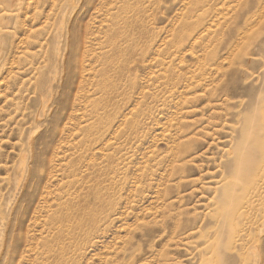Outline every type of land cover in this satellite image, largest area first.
Segmentation results:
<instances>
[{"label": "rangeland", "instance_id": "obj_1", "mask_svg": "<svg viewBox=\"0 0 264 264\" xmlns=\"http://www.w3.org/2000/svg\"><path fill=\"white\" fill-rule=\"evenodd\" d=\"M0 38V264H264V0H0Z\"/></svg>", "mask_w": 264, "mask_h": 264}, {"label": "bare ground", "instance_id": "obj_2", "mask_svg": "<svg viewBox=\"0 0 264 264\" xmlns=\"http://www.w3.org/2000/svg\"><path fill=\"white\" fill-rule=\"evenodd\" d=\"M66 6L65 5H62L61 7H60V10H59V12H58V16H57V18L58 19H63V16L65 15V13H66ZM62 25H63V23H62ZM69 26V25H68ZM79 27V26H78ZM60 30H61V26H59V25H56V24H54L53 26H52V36H53V39L55 40V43H54V45L52 46V49H51V52H50V54H49V61H50V64H57L61 59L63 60L64 59V56H66V53H63L62 52V48H61V46H60V40H59V38H60ZM62 31V30H61ZM48 32H49V30H48ZM67 35V34H66ZM84 38V37H83ZM0 40H1V38H0ZM70 41V40H69ZM66 44V43H65ZM66 48V47H65ZM1 51V50H0ZM65 52V51H64ZM47 56V55H46ZM68 56V55H67ZM45 60V59H44ZM52 66H54V65H52ZM55 67H57V66H55ZM39 68V67H38ZM62 69V68H61ZM54 70H55V68H54ZM62 70H64V69H62ZM52 73V72H51ZM55 73V72H54ZM52 75V74H51ZM50 77V76H49ZM54 77V76H53ZM68 77V76H67ZM51 79H53L52 78V76H51ZM55 79H57V78H55ZM60 80V79H59ZM46 81H48V80H46ZM52 81H54V80H52ZM51 81V82H52ZM61 81V80H60ZM49 83V82H48ZM47 83V84H48ZM43 85L46 87H49V85H46V83L44 82L43 83ZM52 87H50V89H51ZM58 88V87H57ZM48 90V89H47ZM49 91V90H48ZM54 91V90H53ZM38 93V92H37ZM45 93H47V91L45 92ZM51 94V93H50ZM41 97H42V95H40ZM47 96V95H46ZM51 96V95H50ZM49 98V100H50V97H48ZM46 101L47 100H44V98L42 99V102H43V104H42V110L44 111L45 110V106H46ZM49 102V101H48ZM47 102V103H48ZM40 107V106H39ZM38 108V107H37ZM39 110V109H38ZM53 110V109H52ZM42 111V112H43ZM38 113V112H37ZM47 113H48V111H47ZM43 114V113H42ZM39 117V116H38ZM40 119H42V118H40ZM39 130V129H38ZM32 131H33V129H32ZM30 132V131H29ZM37 132V131H36ZM35 133V131L34 132H32L31 134H30V136H29V138H27L28 139V144L29 145H31L32 146V140H33V134ZM26 154V153H25ZM23 155V154H22ZM31 155V154H30ZM23 158V157H22ZM22 160V162H21V167H19L18 168V170H20V169H22L24 166H25V160L24 159H21ZM30 161H31V159H29ZM30 161H27V162H30ZM20 164V163H19ZM27 165H28V163H27ZM30 166V165H29ZM28 166V167H29ZM18 167V166H17ZM17 167H16V169H17ZM23 170V169H22ZM29 170V169H28ZM17 171V170H16ZM21 172V171H20ZM24 172V171H23ZM14 173H16V172H14ZM14 173H13V175H14ZM27 173V172H26ZM21 175V174H20ZM28 176V175H27ZM21 176H19V178H20ZM14 178V177H13ZM16 178V177H15ZM27 178V177H26ZM24 180V179H23ZM16 181H18V180H16ZM15 182V181H14ZM20 182V181H19ZM24 182H25V180H24ZM33 183V182H32ZM22 184H23V182H22ZM17 188V187H16ZM21 189V188H20ZM23 189V188H22ZM21 189V190H22ZM18 191V190H17ZM14 193V192H13ZM13 193H12V195H13ZM19 193V192H18ZM20 195V194H19ZM17 197H18V195H17ZM12 198V197H11ZM16 200V199H15ZM18 200V199H17ZM7 202V201H6ZM15 202V201H14ZM9 203V202H8ZM16 203V202H15ZM14 204V203H13ZM20 211V210H19ZM11 215V214H10ZM9 215V216H10ZM17 217V216H16ZM10 218V217H9ZM8 221V220H7ZM6 226V225H5ZM8 226V225H7ZM6 226V227H7ZM17 226V225H16ZM4 233H6V232H4ZM25 235V234H24ZM19 238L20 239H22L23 238V235L20 233L19 234ZM1 239V238H0ZM20 239H19V241H20ZM4 240H5V238H4ZM241 240H242V238H241ZM11 241V240H10ZM2 245H4V244H2ZM28 245V244H27ZM26 246V245H25ZM27 247V246H26ZM7 248H8V252H7V260L8 261H10V260H12V257H14L15 256V254H18L19 253V251H20V249H21V246L20 247H18L17 245H9V246H7ZM254 253V252H253ZM70 253L68 252L67 254H65V253H63L62 254V257H63V259L65 260L67 257H68V255H69ZM21 255V254H20ZM26 258V257H25ZM24 262V261H23Z\"/></svg>", "mask_w": 264, "mask_h": 264}]
</instances>
